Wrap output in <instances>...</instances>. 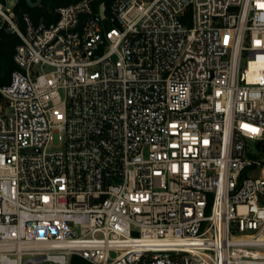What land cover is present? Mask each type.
Masks as SVG:
<instances>
[{"label": "built area", "instance_id": "1", "mask_svg": "<svg viewBox=\"0 0 264 264\" xmlns=\"http://www.w3.org/2000/svg\"><path fill=\"white\" fill-rule=\"evenodd\" d=\"M97 1L0 0V264H264V0Z\"/></svg>", "mask_w": 264, "mask_h": 264}, {"label": "trees", "instance_id": "2", "mask_svg": "<svg viewBox=\"0 0 264 264\" xmlns=\"http://www.w3.org/2000/svg\"><path fill=\"white\" fill-rule=\"evenodd\" d=\"M36 1V0H33ZM100 0L95 4L98 6ZM106 4V12L109 13V6L112 0H103ZM65 0H42L38 6L29 5L27 0H17L15 4V10L17 14L27 13L29 16L31 14L35 15L36 19H44L49 22L56 18L54 14V9L62 4H65ZM50 6L52 8H49ZM47 7V8H46ZM38 21V20H36ZM20 42V38L11 32H4L2 36V42L0 46L1 52V72H0V84L7 83L9 81L10 73L16 68L13 61V54L16 45ZM1 98V95H0ZM71 264H92L87 260L83 259L78 255H74L71 259Z\"/></svg>", "mask_w": 264, "mask_h": 264}, {"label": "rangeland", "instance_id": "3", "mask_svg": "<svg viewBox=\"0 0 264 264\" xmlns=\"http://www.w3.org/2000/svg\"><path fill=\"white\" fill-rule=\"evenodd\" d=\"M1 1L6 7H15V4L17 3V0H1ZM47 7L52 8L50 6H47ZM34 16L35 15H33V14L30 15L32 21L34 23H37L40 19H38V18L36 19V17H34ZM18 17H19V19L21 18L20 13L18 14ZM36 20H38V21H36ZM21 27L24 28V25L21 24ZM2 102L3 101L0 98V104H2ZM62 149H64V139L59 132H54L53 133V139H52L50 146H49V151L62 150Z\"/></svg>", "mask_w": 264, "mask_h": 264}, {"label": "water", "instance_id": "4", "mask_svg": "<svg viewBox=\"0 0 264 264\" xmlns=\"http://www.w3.org/2000/svg\"><path fill=\"white\" fill-rule=\"evenodd\" d=\"M29 5L31 6H38L42 0H36V1H33V0H27Z\"/></svg>", "mask_w": 264, "mask_h": 264}]
</instances>
